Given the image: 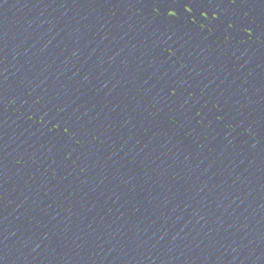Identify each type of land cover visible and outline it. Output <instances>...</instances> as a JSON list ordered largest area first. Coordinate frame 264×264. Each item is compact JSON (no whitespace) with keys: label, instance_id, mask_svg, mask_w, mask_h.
<instances>
[{"label":"water","instance_id":"95a60500","mask_svg":"<svg viewBox=\"0 0 264 264\" xmlns=\"http://www.w3.org/2000/svg\"><path fill=\"white\" fill-rule=\"evenodd\" d=\"M0 205L264 264V0H0Z\"/></svg>","mask_w":264,"mask_h":264}]
</instances>
